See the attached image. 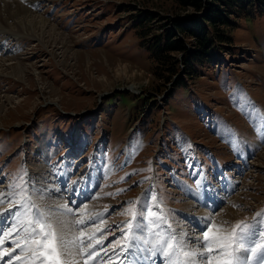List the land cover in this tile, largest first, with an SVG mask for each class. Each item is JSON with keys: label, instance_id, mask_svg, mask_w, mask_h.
I'll use <instances>...</instances> for the list:
<instances>
[{"label": "rangeland", "instance_id": "374dc122", "mask_svg": "<svg viewBox=\"0 0 264 264\" xmlns=\"http://www.w3.org/2000/svg\"><path fill=\"white\" fill-rule=\"evenodd\" d=\"M201 1L203 6L205 2L210 4L208 0ZM203 6L197 11L183 8L178 0H52L42 14L24 6L28 14L44 22L43 28L13 29L14 20L20 16L7 22L0 20L1 27L18 32L12 39H20L17 53H3L0 57V144L2 138L8 142L0 148V163H4L1 165L16 169L15 176L24 166L37 170L35 152L39 144L32 132H36V137V127L46 124L70 135L71 122L55 120L59 122L55 125L52 121L63 113L69 116L76 113L77 117L83 114L75 120L79 126L87 120L94 128L97 122L102 134L112 139L109 140L112 147L114 142L130 149L132 132H138L140 144H132L136 146L134 167L126 166L135 173L109 183L108 189L119 186L122 191L106 197L103 180L96 195L79 202L83 216L77 214L76 220L111 206L112 211L103 214L109 226L126 221L122 219L127 202L124 200L135 201L139 193L147 192L149 185L156 187L167 202L160 204L162 209L191 205L189 199H181L182 192L159 177V160L165 158L175 165L182 152L176 146L182 147L179 143L174 144L176 151L169 147L173 136L186 139V134L190 140L186 141L193 149L184 147V150L190 160L194 159L192 164L219 161L227 168V163L238 161L246 169L236 182L231 181L234 190L226 202L208 215L212 217L224 206L212 218V224L225 234L233 229L239 234L238 226L247 224L248 231L255 233L250 238L246 236L247 247L264 245V217L243 223L245 217L264 210L263 5L254 2L251 8L247 6L236 13L237 16L229 14L227 26H216L224 31L226 38L218 51L217 66L192 62L191 70H185L183 53L172 52L169 54L177 63L171 73L167 64L156 61L149 50L154 35L170 27L173 20L186 19L191 25L193 16L198 19L205 13ZM50 8L47 14L45 10ZM207 30L213 31L211 25ZM173 32L174 40H181L187 50L194 49L193 37L185 32ZM16 67L24 68L25 73L21 75L15 71ZM179 79L181 85H177ZM204 110H207L205 115L215 116L207 121L201 114ZM58 140L65 138L61 136ZM27 147L31 148L27 150ZM109 150L110 147L104 155L106 162L101 165L103 172L117 165L115 149L112 153ZM124 163L122 159L118 161ZM20 176L14 185H18ZM43 199L47 201L45 207L40 205L43 210L56 205ZM188 209L207 211L195 206ZM100 225L97 222L95 226L89 223L77 226L99 232L97 229L101 231L103 227ZM257 252L263 253L264 249Z\"/></svg>", "mask_w": 264, "mask_h": 264}, {"label": "snow or ice", "instance_id": "6c2138e0", "mask_svg": "<svg viewBox=\"0 0 264 264\" xmlns=\"http://www.w3.org/2000/svg\"><path fill=\"white\" fill-rule=\"evenodd\" d=\"M75 183V182H74ZM27 182L23 185H13V189L20 188V194L23 195L28 191ZM17 208H23L24 212L18 210H8L0 213V221L11 220L10 227H18V221L24 224V217H29L23 226V236L25 244L22 246L19 240L14 241L15 249L12 251L4 250V254L9 257L12 252L19 249V254L15 256L21 264H79L77 257L81 259L87 255V260L94 262L99 258V251L96 245H102V239H94V233L87 234L83 229L79 230V235H70L69 225L61 218L65 213H71L72 209L67 205H60L54 209L49 207L47 210L38 208L34 203L29 205L27 198L16 205ZM153 206L147 204L141 205L136 211H133V222H126L127 231H121V240L115 241V246L105 247V256H108L111 250L114 256L123 257L127 264H147L154 257L160 258V264H250L247 259H242L237 253L241 250L251 252L253 257L257 256V249H264V245L256 244L255 247H247L246 236L251 237L255 233L249 232V225L244 224L239 227V234L233 229L230 234L223 233L219 228L212 224V217L202 218L204 227L201 228L202 238H196L194 243L197 248L192 251L183 252V261H180L177 252L186 249L192 243V238L184 239L181 234L178 236L171 227H168V235L156 244H151L143 237L148 230L149 219L152 224L159 225L164 218L158 216L152 209ZM35 208L36 211L32 212ZM147 212V215H146ZM96 215H100L97 213ZM90 219L93 217H89ZM76 225L87 223L85 219L74 221ZM212 225V226H209ZM215 229V230H214ZM100 231V229H97ZM0 235L8 236L9 232L0 226ZM21 234L18 232L17 236ZM88 241V242H86ZM171 241H175L172 243ZM119 246V250L117 247ZM203 251H199V249ZM217 253L218 255H213ZM63 257V259H62ZM197 257V259H193ZM108 259H112L111 256ZM84 260V264H87ZM261 264H264V254L259 257Z\"/></svg>", "mask_w": 264, "mask_h": 264}, {"label": "trees", "instance_id": "16d2710c", "mask_svg": "<svg viewBox=\"0 0 264 264\" xmlns=\"http://www.w3.org/2000/svg\"><path fill=\"white\" fill-rule=\"evenodd\" d=\"M210 2L202 5L201 0H178L181 6L190 7L195 10H199L201 6L206 10L205 13L198 17V19L193 16L194 20H191V25H188L186 19L173 20L171 26L164 29L161 34L154 35V43L152 47H149L152 57L159 61L164 62L168 66V71L172 73L176 69L177 61L174 59L173 55L169 53L172 52H182L183 53V64L185 70H191L192 62H200V65H205L210 63V60L219 57L218 51L222 48V43L225 41L224 31L217 29L216 26L230 24L228 15L237 16L236 13H241V10L248 8L257 2L259 5H263L264 0H208ZM254 1V2H252ZM251 8V7H250ZM233 11L235 13H233ZM141 23H144L142 21ZM211 25L213 28L212 32L207 30V26ZM177 33H187L193 37V50H187L186 46L181 40H174V32ZM177 36V35H176ZM195 64V63H194ZM194 72V71H192ZM182 80L177 81V85H181Z\"/></svg>", "mask_w": 264, "mask_h": 264}, {"label": "bare ground", "instance_id": "6f19581e", "mask_svg": "<svg viewBox=\"0 0 264 264\" xmlns=\"http://www.w3.org/2000/svg\"><path fill=\"white\" fill-rule=\"evenodd\" d=\"M17 1L19 3H21L22 5H24L25 7H27L28 9L33 10L30 6L34 3V1L36 2V1H41V0H17ZM19 3H17L14 0H0V20H1V22L2 21L3 22H7L9 19L15 18V16H20V19L19 20H14L15 23L11 26L13 29H15L16 26H21V27L24 26L25 29H34L35 27H38V26H40V27L43 28L45 26V24H44V22L42 20H38L37 18L32 17L30 14H28L29 10L26 9L24 6L20 5ZM11 29L0 26V34H5L6 36L7 35L8 36H12V35H15V33H18L17 31H12ZM21 35L22 34H20V36ZM34 36H36V35H34ZM36 37H38V36H36ZM56 39H57V37H56ZM56 43H58V41ZM15 71H17L21 75H23L25 73V70L22 67H16L15 68ZM54 92H56V91H54ZM63 114L57 115L55 117V119H53V121H54L53 124H56V123L59 124L60 121L64 122V120H66L65 121V124H69V122H71L72 123V126L78 128L79 125H77L75 123V120L77 118H81L83 116V114H81L80 117H77V114L76 113H74V115H70V116L69 115H63ZM72 117H74V118H72ZM55 120H57L59 122H55ZM36 201L41 206L45 202H47V201H45V199H43L41 197L38 198V199H36ZM223 208H224V206L220 210H222ZM44 210H47V209H44ZM219 211H217L216 213H214V215L212 216V218H215L217 216V213ZM61 218L67 223V220H65V218H63V217H61ZM213 221H215V220L213 219ZM184 251L185 250H181V253H183Z\"/></svg>", "mask_w": 264, "mask_h": 264}]
</instances>
